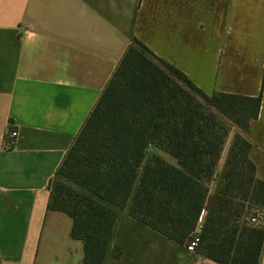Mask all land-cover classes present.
Listing matches in <instances>:
<instances>
[{"label":"crops","instance_id":"0c3cea01","mask_svg":"<svg viewBox=\"0 0 264 264\" xmlns=\"http://www.w3.org/2000/svg\"><path fill=\"white\" fill-rule=\"evenodd\" d=\"M135 40L208 95L261 97L246 138L264 181V0H0V264H84L73 220L49 209L52 184ZM238 133L230 127L204 215ZM105 264L219 263L126 210Z\"/></svg>","mask_w":264,"mask_h":264},{"label":"trees","instance_id":"16d2710c","mask_svg":"<svg viewBox=\"0 0 264 264\" xmlns=\"http://www.w3.org/2000/svg\"><path fill=\"white\" fill-rule=\"evenodd\" d=\"M261 97L208 95L135 40L76 136L52 184L49 209L73 220L84 264H105L123 211L180 245L199 232L196 251L219 264H260L264 212L246 138ZM231 126L234 139L215 199L206 211ZM155 148L172 157L170 163Z\"/></svg>","mask_w":264,"mask_h":264},{"label":"built area","instance_id":"2783aa9c","mask_svg":"<svg viewBox=\"0 0 264 264\" xmlns=\"http://www.w3.org/2000/svg\"><path fill=\"white\" fill-rule=\"evenodd\" d=\"M8 137L11 138V139H13V140L14 139L16 140L17 137H18L17 130L10 131ZM6 147L7 148L14 147V142H12V141L6 142ZM248 221H249V223L251 225L258 226V227H263L264 228V212L261 211V210H258V209L252 210L251 215H250ZM200 242H201V239H200L199 233L197 232V233H195L191 237L190 241L188 242L187 249L190 252H195L197 250V248L199 247Z\"/></svg>","mask_w":264,"mask_h":264},{"label":"rangeland","instance_id":"374dc122","mask_svg":"<svg viewBox=\"0 0 264 264\" xmlns=\"http://www.w3.org/2000/svg\"><path fill=\"white\" fill-rule=\"evenodd\" d=\"M149 155H150V153H149ZM258 210H260V209H258Z\"/></svg>","mask_w":264,"mask_h":264}]
</instances>
